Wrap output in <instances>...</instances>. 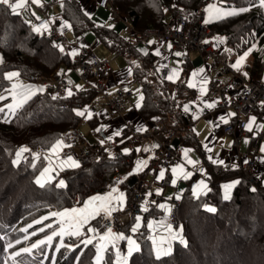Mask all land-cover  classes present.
Wrapping results in <instances>:
<instances>
[{"label":"trees","instance_id":"obj_1","mask_svg":"<svg viewBox=\"0 0 264 264\" xmlns=\"http://www.w3.org/2000/svg\"><path fill=\"white\" fill-rule=\"evenodd\" d=\"M54 1L62 3V15L77 36L93 31L100 44H104L112 53L123 50V57L128 62L132 79L141 83L143 88L142 113L146 117H160L168 128L177 129L181 141L191 145L199 154L211 178L209 189L205 194L194 195L189 186L190 183L180 193V205L173 228H179L187 236V244L184 246L175 243L170 254L157 258L148 237L147 223L150 217L164 222V217L156 205L148 204L139 235L141 246L139 251L131 255L128 264H139L142 258L151 264H172L177 260L180 252L193 253L196 232L193 227V215L195 218H204L208 221L219 218L225 220L226 223L227 238L226 236L219 238L213 250L209 251L210 255L208 259H205L206 262H209L210 256L217 254L219 248L227 240L240 241L242 236L245 240L241 243L242 248L246 244L258 246L262 249L263 253L260 255L263 256L264 225L259 223L257 212L258 206L264 208V187L242 176L241 170L216 171L209 163L200 139L195 133L185 128L183 108L196 95L194 88L188 87L191 63L185 64L181 77H175L174 80L162 79L159 62L152 50L143 52L133 46V41H126L113 27L94 22L92 14L85 15L86 7L82 6V0ZM207 1L178 0V11L185 14L189 21L195 24L203 20L196 11ZM220 1L222 5L250 10L243 13L238 12L207 24L212 36L221 37L232 55L246 52L256 42L257 49L253 51L252 61L247 66V77L250 80H261L264 77V8L259 7L256 0ZM172 4L173 0H113L110 6L124 15L127 25H130L129 27L136 32L134 36H137L145 29L162 26L167 21L164 8L173 9ZM253 4L256 6L253 7ZM32 28L22 15H16L7 6L0 5V56L4 59V62L0 63V96L7 93L9 102L12 100L9 91L11 84L10 80L5 78L6 73L18 72L19 81L24 83L36 78L61 75L70 63L65 53L52 47L50 38L34 32ZM95 96V93L79 91V94L73 98L53 99L46 93L36 92L23 107L7 119L8 122H4L5 119L2 117L4 112L0 113V234L6 229L4 226L8 224V221L13 224L17 223V225L22 223L27 227L31 222L45 216L50 210L69 206L76 197H80L83 201L95 191L103 190L105 182L115 183L114 175L118 169L121 172L128 169L126 161L121 162V160L112 158L111 155H103L102 158L92 155L79 167L65 171L64 187H59L54 183H46L44 187H40L35 183L39 167L27 162L30 161L28 159L14 163L16 153L23 144H29L35 149L43 146L45 148L77 128L83 121V117L77 116L74 110L81 109ZM95 123L96 121L90 124ZM233 175L242 176V179L234 187L230 198L225 200L221 185ZM133 196L134 192L129 189L130 204L133 203ZM243 200H251L247 201L251 204L245 205ZM254 201L257 202L252 205ZM210 207L214 208L215 212H209ZM249 220L252 221L249 223ZM134 222L133 217L123 226L125 235L129 234ZM259 225L262 229H259ZM91 227L96 230L93 234L95 237L93 245L85 247L77 240L78 238H75L71 243L74 250L58 253L54 264H73V260L75 264H93L96 255L94 245L99 243L96 234L98 231H105L106 217L98 218ZM86 232L87 236L84 235L87 238L91 237L90 232L87 230ZM120 241L122 247L125 239ZM76 245L79 247H75ZM196 258H199V254ZM103 264H117L111 248L104 253ZM209 264H242V262L230 260L221 263L211 259Z\"/></svg>","mask_w":264,"mask_h":264},{"label":"built area","instance_id":"obj_2","mask_svg":"<svg viewBox=\"0 0 264 264\" xmlns=\"http://www.w3.org/2000/svg\"><path fill=\"white\" fill-rule=\"evenodd\" d=\"M112 1L96 0L95 8L98 10L92 17H102L99 20L103 21L108 15L107 21L110 20L116 23L119 19V21H123L124 19L120 13L114 9L109 11V4ZM53 4H55L53 0H50L47 4L42 2V7ZM213 4L222 5V2L220 0L208 2L203 11L198 12L203 20L194 24L189 21L185 14L178 11V0H174L172 4L173 9L171 8L174 13L171 12L169 7L164 8L169 12V14L167 13L169 19L160 27L145 29L142 33L135 36V40L132 43L133 46L138 47L144 52L152 50L155 53L156 59L159 62L162 79H167L174 70L178 73L177 77H181L184 73L185 64L187 62L191 63L188 84H195L193 88L196 95L185 105L188 106L189 111L185 112L183 108V117L186 120L185 128L196 134V122L199 117H203L213 129H221L223 135L232 136L234 139L232 153L229 156L222 154L219 158L213 157L210 153L206 154L209 163L216 171L241 170L242 176H245L252 183L259 185L260 179L255 172L259 157L256 152L259 138L254 141L249 154L239 152V147L241 138L246 136V123L244 119L257 109L261 111L262 120L264 121L263 78L261 80H250L232 67L234 60L229 48L220 39L218 40L212 36L210 28L204 22L206 9L213 6ZM29 5L32 4L29 2ZM101 9L107 10L101 14ZM41 11L45 16L44 20L35 22L32 27H38L44 23L48 24V30L41 29L39 34L50 37L56 47L61 46L64 49L65 55L69 58L70 67L53 80L34 83L26 82L19 86H23V88L31 87L37 90L43 89V91L36 92L46 93L51 97L73 98L79 94V90L68 82V78L71 77L75 81L84 80L88 93L101 94L106 99V103H103L98 109L94 104L96 96L90 103L85 104L81 108L87 107L93 113L91 119L83 118V121H90V123L96 121L90 129L91 137L95 142L86 145L83 140V146H87L89 149L88 151L79 149V140L83 138V135L79 129H73L59 138L63 140L65 145H70L58 150L60 159L65 162L68 157H71L72 160L81 165L92 155L98 158H102L103 155H111L112 158L121 160V162L126 161L128 169L125 172H121L118 169L114 175L116 182L113 184L105 182L104 189L93 193L90 196V200L93 197H112V205L117 210L112 212L110 217H106L103 210L99 213L106 217V231L111 228L112 233L117 234V230H119V234L122 235L121 229L134 217L135 222L130 228L128 237L134 239L138 245H140L139 235L143 227L144 214L148 208V204L156 205L163 213L165 223L155 222L153 218L149 220L147 223L148 237L154 245L161 244L163 241L164 245H167V240H163V238L172 221L174 223L176 219L181 192L175 193L171 199L164 198V188L159 182V173L163 171L164 175L176 177V185L180 184L181 187L189 180L191 182L203 180L210 184L211 178L209 173L202 170L203 166L206 167L205 164L202 163L201 165L195 160H193L194 164H188L187 160L192 159L191 152L195 151V149L181 141L178 130L168 128L165 121L160 117H146L142 113V105L137 108L136 105L132 104L131 98L133 93L128 89L130 68L128 67L126 72L114 73L109 59H99L94 52V47L100 44V42L93 31L89 32L90 42H82L80 40L78 43L70 44L66 37V31L72 28L67 24L65 19L62 16L52 19L44 10L41 9ZM124 21L127 24L126 19ZM135 33L132 30V34L134 35ZM169 44L172 46L170 52L166 50V46ZM223 44L224 48L222 47ZM73 51L77 52L78 55H70ZM157 51H159V55L156 54ZM193 52H197L198 54L194 60L191 58ZM176 53H181V55L178 56ZM113 54L115 57H121L123 56V50ZM172 56H176L182 60L183 65L180 69L171 67ZM201 68L204 69V72L197 77H193L192 74L199 73ZM223 74H230V78L222 81L221 77ZM201 77L206 78V84L203 83ZM200 87L206 88V94L203 96L200 94ZM125 88L128 91H125ZM69 89L73 92V95L70 97L67 95V90ZM17 91L19 92L20 88ZM205 104H214L215 106L212 108L205 107V112L201 111L197 115L195 106H199L202 110ZM229 109L235 111L236 117H228V123L225 124L217 116V113L227 112ZM212 124H215V126ZM97 128L101 130L97 132ZM116 132H120V135H115ZM28 149L29 151L23 153L21 158L28 153L34 158H47L48 156L44 149ZM126 149L127 152H125ZM186 150H190L187 157H185ZM140 161H146L147 163L137 172V164ZM64 164L72 168L68 163ZM177 166H181L184 172L191 173V175L187 178L180 172L174 175L172 169ZM59 170V175L61 176L62 168ZM130 173L133 174L129 175ZM51 176L53 177L52 179L57 178L54 174ZM133 179H137L139 182L132 185L131 181ZM125 183L126 185H124ZM158 187H162V189L156 191ZM113 188L116 189L115 192L112 191ZM129 189L134 192L132 204L129 203L128 199ZM121 194H123L124 198L122 204L118 200ZM77 202L78 199H76ZM96 203L99 204L100 201ZM137 224L139 225L138 227ZM133 228H136L135 232L132 231ZM106 233L104 232L102 235ZM129 261L130 259L128 258L127 264ZM118 263L124 264V260L121 259Z\"/></svg>","mask_w":264,"mask_h":264},{"label":"rangeland","instance_id":"obj_3","mask_svg":"<svg viewBox=\"0 0 264 264\" xmlns=\"http://www.w3.org/2000/svg\"><path fill=\"white\" fill-rule=\"evenodd\" d=\"M82 1H83L82 6L86 7V9H85L86 12L88 14H90V15L92 14V16H94L98 10L95 8V1L96 0H82ZM256 1L259 4V0H256ZM54 2H55V4H53L51 6L48 5L46 7L48 16L52 19H55L59 16H62L64 18V16L62 15V13H63L62 3L59 1L58 2L54 1ZM208 2H211V0H208L203 6H201L199 9H197L196 13L198 14V12L203 11V9L205 8V6ZM111 4L112 3L109 4V8H108L109 11H111V9H112L110 6ZM213 5L219 9H221V10H229L230 11L232 9H238V8L233 7V6L216 5V4H213ZM43 10L45 11L46 9H43ZM106 10L107 9H101V11H102L101 14H103V11H106ZM164 11L166 13L165 19L168 20L169 15H167V13L169 14V12H167L166 10H164ZM171 12H172V10H171ZM33 13H35V15H33ZM172 13H174V12H172ZM22 17L24 18V20L28 24H32L36 20L41 21L42 19H44V15L42 14L41 10L39 9V7H37L34 4L32 5L31 10H27V8L23 10ZM122 17L125 20L124 15H122ZM99 18L101 19L102 17H98V19ZM119 20L117 23L108 20L103 25H107L108 27H113L114 30H116V27L118 25L122 29L120 31H117V32L120 33L126 41L135 40V36L132 34V28L129 27L130 25L128 26L124 20L123 21H119ZM205 20H209V22L206 23V24H209L210 22L218 20V19H210L209 13L206 11L204 22H205ZM95 21L96 20H94V22ZM89 32L90 31H87L83 35L77 36L73 29H69L66 31V37H67V40L70 44H74V43H78L81 40L80 39L81 37H83L85 35H89ZM48 38H50V37H48ZM216 38L218 40L220 39L222 41V43H224V41L221 37L217 36ZM50 41H51L52 47L61 51L60 50L61 46L56 47L51 38H50ZM169 45L166 46V50L170 52L172 50L171 49L172 46L169 47ZM222 47L223 48L225 47L224 44L222 45ZM256 49H257V43L255 42L246 51L249 54L246 57L243 65L240 67L239 71H237V69L235 68L237 72L242 73L245 77H247V75H245V73H247V66L251 63L252 58H253V51H255ZM61 52L64 53V51H61ZM94 52L99 59H102V60L103 59H109L111 61V69L114 73H120V72H126L127 71L128 62L125 59V57H123V56L115 57V55L104 44L101 43V44L96 45L94 47ZM244 53L239 54V55L238 54L232 55V53H231L233 60H234L233 64H235V62L241 56H243ZM197 56H198L197 52H193L191 54L192 59H195ZM0 58L3 59L2 56H0ZM3 62H4V59H3ZM170 65L172 68L180 69L183 65V62L178 57L172 56ZM69 67H70V63L66 67V69L68 70ZM55 77L56 76L36 78L34 80H30L27 82L34 83V82H39V81H47V80L49 81V80H53ZM229 78H230V74H223V76L221 77L222 81H226ZM19 79H20V77H16V78H13L11 81H19ZM129 80H130V82H129L128 89H130V91L133 93L132 98H131V102H132V104L136 105L138 100H139V97L140 96L144 97V92L142 90L143 88H142L141 83L136 82L132 79L131 73H130ZM68 82H70V84L73 85L74 87L79 86V91H83V92L86 91V85H85L84 80L75 81L73 78L69 77ZM263 82H264V77H263ZM2 96L5 97V99H3L4 102H1L2 100H0V108L5 109L2 117L4 119H8L14 115V114L10 113L7 109V105L12 104L13 100H11L10 102L8 101L9 96L7 93L3 94ZM143 101H144V99L142 101H140V105H143ZM103 103H106V99L101 94H97L95 97V102H94V104L97 106V109L100 108L103 105ZM77 110H83V109L78 108ZM262 125H263L262 122H260L257 126V129H261ZM91 127H92V125L87 121H81V123L77 127V129H79V131L83 135V138L81 140H79L80 145H78L79 149H81V150L84 149V150L88 151V149H89V147L83 146L84 145L83 140L85 141L86 145H90L91 142H95V140L91 137V134H90ZM197 128L199 131L200 141L205 142L211 135L210 129H208L206 123H204V122H200L197 125ZM74 129H76V128H74ZM230 138H232V142L234 141L233 137L232 136L230 137V135H229L228 139L226 140L225 148H227L231 145V139ZM245 141H247V143H248V140L244 139V141H243V143L246 145L247 143ZM55 142L49 146H46L45 148H43L44 146L36 148V150L37 149H44L46 151V153L48 154L47 158H34V157L32 158L30 153H28V154H25L22 157V160H19V161L23 162L24 160L28 159L30 161H27V162H31V164L33 166L40 168L36 179L39 178L41 172H43L44 169L51 167L53 169V171L51 172V175L54 174L55 176H57V178L52 179L50 182H47V183H54L55 185H59L60 180L64 181L63 177L65 174V171L67 169H70V168H66V166L64 167V163L61 162V159H60L61 157H60L59 151H57L56 154H53L52 147L55 144ZM21 147H28V148L35 149L33 146H31L29 144H23ZM262 148H264V141L262 143ZM220 149H221V147L217 148L216 154L219 153ZM197 155L199 156V154H197ZM15 159H16V156H15ZM60 168H62V175L61 176L59 175V171H60L59 169ZM206 171H207V173H209L207 168H206ZM166 176H169V175H166ZM240 179H242V177H240L238 175H233V176H230L229 178H227V181L229 182L230 180H232V181H230L231 182L230 184H233L236 181H239ZM138 182L139 181L137 179H133L131 181V184L134 185ZM228 182H227V184H228ZM1 187H2V185H1ZM178 187L180 190H181V188L183 190L185 189V187L184 188L181 187L180 184H178ZM223 188H224L223 185H221V192H222V195L224 196L225 194H223ZM103 189H104V186H103ZM161 189H162V187L161 188L158 187L156 189V191H160ZM8 190L10 191V189H8ZM96 192L97 191H95L94 193H96ZM232 192L233 191H230V196L232 195ZM175 193H176V188L168 186L165 188L164 197L167 199H171L175 195ZM10 194H12V193H10ZM91 195L85 197L83 201L81 200L80 197H78V198L76 197L75 199H73L72 203L69 206H67L63 209H57V210L52 209L45 216H49L51 212L63 211L65 209L83 208L85 202L89 201ZM76 199H78L77 203H76ZM243 201H244V203H246L245 205L251 204V203H248L251 200H243ZM256 202L257 201L252 202L253 203L252 205H254V203H256ZM210 208H212V207H210ZM258 209L259 210L257 212V217H258L259 223H261V225H264V208L262 206L261 207L258 206ZM43 217L44 216H42L41 218H43ZM100 217H95V218L89 219L88 223L84 225L85 230L83 233L85 235L87 234V232H86L87 227H91L93 222H95V220H97ZM41 218H39V219H41ZM39 219H37V220H39ZM151 219H152V217L149 218V220H151ZM192 219L194 220V223H193L194 224V226H193L194 231H196L195 235H194V247H195L194 251H193V253L180 252L178 254L177 260L174 261L172 264H209L211 259L218 261V262H221V263L227 262L230 260H240L242 262V264L243 263H245V264H264V255L263 256L260 255L263 253L261 248L259 249L258 246H255V245L251 246L248 244H246V246H244L243 248L241 247L242 246L241 243H243V240H244L243 236H242V239L240 241H238L237 239L233 240V241L227 240L219 248L217 254H214V256H210L209 262H206L205 259L206 258L208 259V256L210 255L209 251L213 250V247L217 244V242L219 241V238L221 236L227 235V233L225 231L226 223H225V220H223V219L216 218V219H211L208 221L204 218H195L194 215H193ZM35 221L30 223L31 225H33V227H31V228H28V226L25 227L24 224H22V223L17 225V223L13 224L12 222L8 221V224L4 226V227H6V229L2 230L1 234H0V237H2V239H0V264H5V262H7V264H14V262L11 259H9V257L12 254H14L17 251H21L22 249H24L26 247H30L33 243H35L38 240L45 239L47 235L51 234V232L53 231V228H55L57 230L59 229V225L56 223L57 218H55V217H52L51 219L44 221L43 224H36ZM251 221L252 220H249V223ZM174 223H175V221H174ZM174 223L172 221L171 225L169 226L171 228V231H169V228H168L167 233H165V235H164L166 240H167L168 247H166V248H164V246L158 247L160 249H169L170 248L171 251L169 252V254L172 252V247L175 243L182 244L185 246L187 244V241H188L187 236L179 228H177V227L173 228V225H175ZM30 224H28V225H30ZM48 224H52L53 228L46 227V225H48ZM261 225H259L260 226L259 229L260 228L262 229ZM42 227L45 228V231H43V232L39 231V229ZM25 228H28L27 232L22 231V229H25ZM248 229H250V228H248ZM104 232H107L106 229H105V231L104 230L98 231L96 234L97 239ZM121 232H122V235L125 236V232L123 231V229H121ZM33 233H35V234L33 235ZM93 234L94 233H90V235L93 236L92 238L94 239L95 237ZM117 234H119V230H117ZM85 235H82L81 237L83 239H87V237H86L87 235L86 236ZM26 236L28 237V239H25ZM83 236H85V238ZM173 236H175L176 238L173 239L172 238ZM81 237L65 236L63 242L65 245H71L72 240H74L75 238L76 239L78 238L77 240H79V241L83 240ZM88 238H90V236ZM226 238H227V236H226ZM139 240H140V238H139ZM16 241H20V243L17 244ZM9 243H12L14 246L11 249H6V245ZM59 243H60V238L56 237V238H54L51 246L45 245V246H42V248H40V249H33L31 254H27V253L22 252L21 256L16 257L15 264H54L55 257L58 253L69 250V248L65 247V248H60L59 251H57L56 249H57ZM99 243H100V241H99ZM121 243L122 242L120 240L115 241L114 246H113V243H108L106 250L104 252V253L108 252V250L111 248L112 254L114 256V259H116L117 263L119 262L118 260H121L125 256V253L128 252L127 241H125V244L122 247L120 246ZM110 244H111V246H109ZM139 244H141V240H140ZM244 244H245V242H244ZM152 249H153V247H152ZM260 250H261V252H260ZM156 251H155V254H156ZM104 253H103V255H104ZM198 254H199V258L197 259L196 257L198 256ZM193 258H194V260H193ZM73 261H72V263L75 264V262H73ZM81 264H86V263H81ZM93 264H95V260H94ZM101 264H103V260L101 261ZM139 264H151V263H149V261L142 258V262L140 261Z\"/></svg>","mask_w":264,"mask_h":264},{"label":"snow or ice","instance_id":"obj_4","mask_svg":"<svg viewBox=\"0 0 264 264\" xmlns=\"http://www.w3.org/2000/svg\"><path fill=\"white\" fill-rule=\"evenodd\" d=\"M29 2L31 4L37 5V6H42V0H0V5H5L7 6L9 9H11L12 13L19 15L20 14V10L26 9ZM253 7H255L256 5L253 4ZM259 7L264 8V0H259ZM249 8H239V9H232V10H221L217 7L210 6L208 9H206V11L209 13V18L210 19H220L222 17L225 16H231L234 14L239 13H243V12H247L249 11ZM33 15H35V13H33ZM85 15H89L87 12L85 13ZM209 20H205V23H208ZM65 27H67V25H65ZM41 29L47 31L48 30V24L44 23L41 24L40 26H33L32 30L34 32L40 33ZM151 43V42H150ZM205 43H207V41H205ZM169 47H171V45H169ZM61 51H63L64 49L61 47L60 49ZM230 51V50H229ZM157 55H159V51H157L156 53ZM248 52H245L243 56H241L234 65H232V67L236 68L237 71H239L240 67L243 65L246 57L248 56ZM70 55L72 56H76L78 55L77 52L73 51L70 53ZM176 55H181V53H176ZM0 63H3V59L0 58ZM204 72V69L201 68L199 70V73H193V77H197L199 76L201 73ZM129 73H131V70H129ZM245 75H247V73H245ZM19 76L18 72H9L5 74V78L8 80H12L13 78H16ZM178 76V73L174 70L172 72L171 75H169L167 77V79L169 80H174L175 77ZM201 80L203 81L204 84L207 83L206 78L201 77ZM70 83V82H69ZM188 87H195V84L193 83H189ZM20 88V91L18 92L17 89ZM78 90H79V86H77ZM125 91H128L127 88L124 89ZM10 94L12 96V100L13 103L7 105V109L10 113L14 114L16 112V110H18L19 108L23 107V105L31 98V96L33 94H35L36 91H43V89H33L31 87L28 88H23V86H19L17 84H13L12 88L9 90ZM201 96L206 94V88L205 87H200L199 89ZM67 95L70 97L73 95V92L71 91V89L67 90ZM5 99V97L0 96V100ZM53 99H56L55 96H53ZM144 99L143 96L139 97V100L136 104V107L139 108L140 105V101H142ZM214 104H205V107L207 108H212L214 107ZM5 111L4 108H0V113H3ZM75 114L79 117H83L85 119H91L93 116V113L87 108L85 107L83 110H74ZM184 111L187 112L189 111L188 106L184 107ZM235 113H230L229 116H234ZM223 120V122L226 124L228 123V118L227 117H222L221 118ZM255 117H250L249 118V123L246 125V128L249 132H251L253 130V123L255 122ZM4 122H8L7 119H5ZM261 127H264V125H262ZM101 129L97 128L96 131L99 132ZM115 135L119 136L120 132H116ZM247 143V141H245ZM103 143V141H102ZM70 145H65L63 140L58 139L55 144L52 147V152L53 154H56L58 150L62 149L63 147H68ZM29 149L27 147H21L17 153H16V160L14 161V163H19V160L22 156L23 153L28 152ZM188 151L190 150H186L185 151V157H187L188 155ZM208 151H211V149H208ZM261 151H264V148L261 149ZM125 152H127V149L125 150ZM215 162V161H214ZM64 163H68L71 167H79V163H77L76 161L72 160L71 157H68L67 161H65ZM146 161H140L137 164V168L136 171H140L142 166L146 165ZM188 164H194V162L192 160H187ZM220 163H222V161H220ZM245 163H247V161H245ZM62 166V165H61ZM53 171V169L50 168H46L44 169L43 172H41L39 178L36 179L35 183L38 184L40 187H44L45 184L47 182H50L52 180V176H51V172ZM173 174L175 175L177 172H180L184 175L185 178H187L188 176L191 175V173H187L184 172L183 168L181 166H177L174 167L172 169ZM133 173H130L129 175H132ZM164 177V172L161 171L159 173V177L160 179H162ZM125 179H127V177H125ZM119 183V181H118ZM173 183H175V180H173ZM239 181H236L233 184H226L224 185V189H225V195H224V199L228 200L230 198V190L235 186V184H238ZM59 187H64L65 186V182L63 180L59 181ZM200 188H207V185L204 183V181H201L199 185H197V188L193 189V194L196 195L198 193V190ZM113 192L116 191L115 188L112 189ZM253 191H255V189H253ZM119 202L122 204L124 201L123 198V194L120 195V197L118 198ZM100 201L99 204H97L96 202ZM103 210L106 217H110L112 215V212L116 211L117 209L112 205V197H107V198H102V197H93L91 200L85 202L84 207L77 209V208H72V209H65L63 211H57V212H51L49 216H44L43 218L36 220L35 223L36 224H43L44 221L51 219L52 217L57 218L56 223L59 225V229H55L53 228L52 224H48L46 225V227L48 228H53V231L51 232V234L47 235L45 239H41L36 241L35 243H33L30 247H26L24 249H22L21 251H17L14 254H12L9 259H11L14 264L16 262V257L21 256L22 252L23 253H27V254H31L33 249H40L42 248V246H51L52 242L54 240V238L59 237L60 238V243L57 247V251H59L60 248H69V250H74V246L71 245H65L64 244V237L65 236H70V237H80L82 235H84V233L81 231V229L84 227L85 224L88 223L89 219L95 218L100 211ZM209 212H215L214 208H208ZM137 220H139V218H137ZM139 225L137 224V227ZM33 227V225H28V228ZM28 228L22 229V231L27 232ZM39 231L43 232L45 231V228L42 227L39 229ZM88 232L90 233H94L96 230L94 228H88L87 229ZM133 232L136 231V228L132 229ZM169 231H171V228L169 227ZM35 233H33L34 235ZM178 235V234H177ZM173 239H175L176 237L173 236ZM0 239H2V237H0ZM25 239H28V237L26 236ZM100 243L94 245L96 247V255H95V264H101V261L104 259V255L103 253L106 250L107 244L108 243H113L114 246V242L117 240H124L127 239V244H128V254L127 256H125L123 258L124 260V264H127V259L128 257H130L134 252L139 251V245L136 243L135 240H133L131 237H125L123 235L120 234H114L112 233L111 228H109L107 230V233L105 235H100L98 237ZM16 243H20V241H16ZM81 244H83L85 247H87L88 245H93V239L87 238V239H83L80 241ZM14 245L12 243H9L6 245V249H11ZM75 247H79V245H76ZM171 251V249H160L157 248L156 251V255L157 258H159L162 255H168L169 252ZM5 264H7V262H5Z\"/></svg>","mask_w":264,"mask_h":264},{"label":"crops","instance_id":"obj_5","mask_svg":"<svg viewBox=\"0 0 264 264\" xmlns=\"http://www.w3.org/2000/svg\"><path fill=\"white\" fill-rule=\"evenodd\" d=\"M48 1L49 0H42V2H44V3H47ZM32 5L27 6V10H31ZM37 7H39V9H40V7H42V6H37ZM43 7H46V6H43ZM23 10H20V14L21 15L23 13ZM45 12L47 13V8H46ZM59 17H61V16H59ZM59 17H57V18H59ZM57 18H55V19H57ZM43 20L44 19H42L41 21H43ZM94 20L97 21V22L95 21L97 24L100 21L96 17L94 18ZM38 21H40V20H36L35 22H38ZM34 23H32L30 25L32 26ZM117 27H118L119 31L122 29L118 25H117ZM80 39H81L82 42H90V40H91V38L89 37V35H85V36L81 37ZM195 108H196V111H197V115H199V113L201 111L202 112H205V110H204L205 106L204 105H203V109L202 110L199 108V106H195ZM230 113H235V111L233 109H229L227 112L217 113V116H219V118H222V117L235 118L236 117V113H235L234 116H229ZM250 117H255L256 118L255 119V122L253 123V130L251 132H249L247 130V128H246V136H244V137L241 138L239 152H241L242 154H249V152L252 149V146L254 144V141H256V139L259 138V141H258L257 147H256V152H257V154H258L259 157H258V165L255 168V172L259 176V179H260V184L259 185L262 186V187H264V151H261V149H262V143L264 141V127H262L261 129H257V126H258V124L260 122H262V124L264 125V121L262 120V113H261V111H259L257 109L254 110V111H252L250 113V115L247 116L244 119L246 125L249 123V118ZM200 122L206 123L208 129H210V131H211L210 137L205 142H202V146L204 148L205 153L207 155L210 153V154L213 155V157H216V158H219L220 155H222V154H225L226 156H229V154L232 153V147H233L232 138H230L231 139V145L229 147L225 148L226 140L228 139L229 135H223L221 129H216V128L213 129L212 126L203 117H199L198 120H197V122H196V125H195L196 131H197L196 135H197L198 138H199V131H198L197 125ZM212 125L215 126V124H212ZM244 139L248 140V143L246 145L243 143ZM218 147H221V149H220L219 153L216 154V150H217ZM208 149H211V151H208ZM197 154L198 153L196 151L191 152V158H192L191 160L192 161L195 160V161L199 162L202 165V159ZM202 170H203V172H205L206 171V167L203 166L202 167ZM173 180H175V183H173ZM176 180H177L176 177H173L171 175H169V176L164 175V177L162 179L159 178V182L162 184V186L164 188V191H165V188L166 187L171 186V187L176 188V193H180V192L184 191L187 188L188 183H190L189 186L191 187V189L193 191V189H195L197 187V185H199L200 182L203 181V180H200V181L197 180L198 182H191L189 180V181H187L183 185V188L185 187V189L183 190L181 188V190H180L178 188V186L176 185V182H177ZM230 181H232V180H230ZM230 181L229 182L227 181L228 184L231 183ZM227 182H225L223 184V186L225 184H227ZM204 183L207 185V188L206 189L200 188L198 190V193L196 195H202V194H205L208 191V189H209V187H208L209 186V183H206V181H204ZM235 186H236V184H235ZM234 187L232 189H234ZM232 189L230 191H233ZM223 194H225V189L224 188H223ZM153 249L155 250V248H153Z\"/></svg>","mask_w":264,"mask_h":264},{"label":"water","instance_id":"obj_6","mask_svg":"<svg viewBox=\"0 0 264 264\" xmlns=\"http://www.w3.org/2000/svg\"><path fill=\"white\" fill-rule=\"evenodd\" d=\"M107 17H108V15H107ZM107 17L103 21H99L98 24L103 25L107 21ZM116 31H119L118 27H116Z\"/></svg>","mask_w":264,"mask_h":264}]
</instances>
